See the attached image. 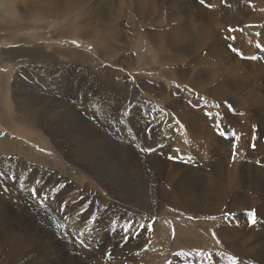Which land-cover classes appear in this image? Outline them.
Listing matches in <instances>:
<instances>
[{"label": "rangeland", "instance_id": "obj_1", "mask_svg": "<svg viewBox=\"0 0 264 264\" xmlns=\"http://www.w3.org/2000/svg\"><path fill=\"white\" fill-rule=\"evenodd\" d=\"M79 1L80 5L73 1L62 5L69 15L60 8L53 16L41 5L38 10L25 8L26 0H0V170L7 169L8 175L19 176L30 187L48 191L55 186L57 192L51 193L50 207L44 208L27 190L13 187L0 193L5 200L0 202V231L39 237L40 243L32 242L19 254L22 263L43 257L61 264H111L116 259L117 264H264V58L250 59L264 57L256 48L257 43L264 45V27H248L264 26V0H205L204 5L200 0H148L154 8L151 13L143 1L139 5L134 0ZM174 5L181 9L177 17L171 13ZM96 6V13L87 12ZM118 8L120 17L113 15ZM131 9L140 15H132ZM238 12L243 15L238 17ZM175 23L193 30L202 46L192 56L166 61L171 54L167 37L184 28ZM230 27L238 31L229 32ZM229 36L235 40L226 39ZM159 44L165 51L158 49ZM229 44L249 58L238 57ZM33 48L48 54L33 58L29 53ZM175 84L193 91L176 94ZM214 90L227 99L214 98ZM189 96L193 103L201 98L199 108L187 105ZM77 108L85 110L86 124L69 121L68 114ZM87 129L110 144L82 146L77 131L82 136ZM153 144L161 154L139 151ZM68 148L79 158L76 166L64 155ZM28 173L35 176L27 180ZM183 186L196 196L195 202L169 203ZM81 194L83 199L72 206L86 200L83 215L93 214L85 236L90 248L57 235L58 202ZM216 194L223 201H212ZM19 200L32 210L31 221L19 214ZM227 212L234 216L226 217ZM249 212L255 214V225ZM137 221L147 227L122 241L129 225ZM49 225L51 229H46ZM176 229L187 234H177ZM107 251L114 260L105 256ZM69 255L74 258L67 260ZM5 256L3 252L0 264ZM9 260L15 262L16 255Z\"/></svg>", "mask_w": 264, "mask_h": 264}, {"label": "bare ground", "instance_id": "obj_2", "mask_svg": "<svg viewBox=\"0 0 264 264\" xmlns=\"http://www.w3.org/2000/svg\"><path fill=\"white\" fill-rule=\"evenodd\" d=\"M12 1V0H11ZM69 1H73V2H76V4H79L80 5V1L79 0H26V3H25V8H27V9H32V10H38V9H41L40 7H42V6H44L45 8H46V10H47V12H48V14H49V12H51L50 14L51 15H55V13L60 9V8H62L63 10L65 9L64 7H62V5L63 4H67ZM94 1V0H93ZM101 1V0H100ZM135 2H136V4L137 5H139L140 4V2L141 1H143V2H145L146 4H147V1L148 0H134ZM175 1V0H174ZM2 2V1H1ZM82 2V1H81ZM96 2V1H95ZM98 2V1H97ZM187 2V1H186ZM89 3H90V6L92 7V6H94V5H92V3H91V1H89ZM156 3V2H155ZM69 4V3H68ZM72 3H70L69 4V6L71 5ZM84 4V3H83ZM107 4H109L108 3V1L106 2V5ZM154 4V3H153ZM39 5H41L40 7H39ZM155 5V4H154ZM177 5V4H176ZM68 6V5H67ZM72 6H74V5H72ZM85 6V5H84ZM114 6V4L112 3V4H110L109 5V8H112ZM152 5H151V3L150 4H147L146 5V8H147V10H148V13H151L152 12V9H154V8H152L151 7ZM188 6V5H187ZM186 6V7H187ZM190 6V5H189ZM1 7V6H0ZM6 7V6H5ZM4 7V8H5ZM76 7H78V6H76ZM185 7V6H184ZM14 8V7H13ZM80 8V7H79ZM62 9H60L61 11H62ZM67 9V8H66ZM69 9V8H68ZM71 9V8H70ZM97 9H98V6H96V8H87V12H94V13H96L97 12ZM190 9H192V8H190ZM5 10V9H4ZM8 10V9H7ZM44 10V9H43ZM59 10V11H60ZM76 10V9H75ZM74 10V11H75ZM78 10V9H77ZM76 10V11H77ZM81 10V9H80ZM89 10V11H88ZM117 11H118V13L117 12H115V11H113V15H115V16H118V17H120V16H122V13L120 12L121 10L118 8V9H116ZM187 10H189V8H187ZM17 11V10H16ZM70 10H68V12H69ZM122 11H124V10H122ZM2 12V11H1ZM63 13H65V12H67V11H62ZM61 12V13H62ZM71 12V11H70ZM79 12V11H78ZM86 12V11H85ZM131 12H132V15H138L139 14V12L137 11V10H132L131 9ZM11 13V12H10ZM13 13H14V11H13ZM61 13H59V14H61ZM71 13H73V11L71 12ZM70 13V14H71ZM80 13V12H79ZM156 13V12H155ZM171 13L173 14V16H175V17H177L180 13H181V9L179 8V6H173V8H172V10H171ZM4 14V13H3ZM44 14V13H43ZM47 14V13H46ZM66 14V13H65ZM83 14V13H82ZM86 14V13H85ZM182 14V13H181ZM229 14V13H228ZM231 14V13H230ZM45 15V14H44ZM66 15H69V13H67ZM110 15V14H109ZM140 15V14H139ZM236 15L238 16V17H241V15H243L241 12H238V13H236ZM13 16H14V14H13ZM65 16V15H64ZM111 16V15H110ZM131 16V15H130ZM130 16H129V18H130ZM148 16V15H147ZM182 17V16H181ZM181 17H179V18H181ZM185 17V16H184ZM189 17V16H188ZM190 17H191V15H190ZM193 17V16H192ZM191 17V18H192ZM98 18H100V14H98ZM134 18V17H133ZM141 18V17H140ZM151 18V17H150ZM163 18V17H162ZM229 18V17H228ZM234 18V17H233ZM232 17H231V19H233ZM108 19H109V17H108ZM168 19V18H167ZM175 19V18H174ZM226 19V18H225ZM224 19V20H225ZM99 20H101V19H99ZM131 20H133V19H131ZM172 20V19H171ZM170 20V21H171ZM228 20V19H227ZM102 21V20H101ZM135 22H136V20H134ZM158 21V20H157ZM176 21V20H175ZM217 21V20H216ZM226 21V20H225ZM236 21V20H235ZM103 22V21H102ZM132 22V21H131ZM142 22V24H145V23H143V21H141ZM162 22V21H161ZM164 22V21H163ZM181 22V21H180ZM72 23V22H71ZM70 23V24H71ZM129 23H130V21H129ZM138 23V22H137ZM189 23V21L187 22V24ZM233 23V22H232ZM162 24V23H161ZM171 24V23H170ZM169 24V25H170ZM176 24V23H175ZM216 24H218V23H216ZM231 24V23H230ZM74 25V24H73ZM173 25V24H172ZM193 25V24H192ZM195 25V24H194ZM69 26V25H68ZM136 26V25H135ZM162 26V25H161ZM164 26V25H163ZM162 26V27H163ZM168 26V25H167ZM185 26H186V24H185ZM176 27H184L183 26V24H176ZM136 28H137V26H136ZM149 28V27H148ZM151 28V27H150ZM155 28V27H154ZM157 28V27H156ZM159 28H161V27H159ZM164 28H166V27H164ZM186 27H184L183 29H181V31H179V32H181L180 34L179 33H170L169 34V36L167 37V42H168V50L169 51H171V54L170 55H168V56H165L164 58H165V60L166 61H174V60H180L181 58H183L184 59V57L188 54V55H190V56H192V55H194V52L196 51L195 50V48H197V47H200V46H202V44H200L199 43V41H198V38H197V36L196 35H193V34H191L192 33V31L193 30H188V29H185ZM188 28V27H187ZM189 28H191V27H189ZM193 28V27H192ZM195 28V27H194ZM75 29V28H74ZM73 29V30H74ZM147 29V28H146ZM158 29V28H157ZM174 29V28H173ZM176 30V29H175ZM196 30V29H195ZM217 30V29H216ZM134 31V30H133ZM146 31V30H145ZM166 31V34L169 32H167V29L165 30ZM163 32V31H162ZM194 32V31H193ZM197 32V31H196ZM89 32H87L86 34H88ZM128 33V32H127ZM139 33V32H138ZM148 33V32H147ZM146 33V34H147ZM155 33V32H154ZM66 34V33H65ZM140 34V33H139ZM149 34V33H148ZM85 35V34H84ZM117 35V34H116ZM69 36V35H68ZM75 36V35H74ZM83 36V35H82ZM87 36V35H86ZM147 36V35H146ZM100 38V37H99ZM89 39H90V37H89ZM148 39V38H147ZM154 41H155V38H152ZM186 39V40H185ZM160 40V39H159ZM185 41H187V42H185ZM189 41L191 42V43H193V44H189ZM194 41H195V43H194ZM166 42V43H167ZM155 43H156V41H155ZM196 45V46H195ZM204 45V44H203ZM163 46V45H162ZM158 49L160 48V49H162V51H165L162 47H161V44H159L158 46ZM166 47V48H167ZM34 49V48H33ZM148 49V48H147ZM25 52H27L26 50H24ZM23 51V52H24ZM24 52V53H25ZM135 52V51H134ZM30 53V55L31 56H33V58H42V57H45L46 56V54H48L47 52H45L43 49H41V48H35L33 51H30L29 52ZM75 53H81V52H75ZM149 53H152L151 51L149 52ZM163 53V52H162ZM165 53V52H164ZM168 53V52H167ZM8 55H9V53H7ZM83 54V53H82ZM155 54V53H154ZM166 54V53H165ZM21 55V54H20ZM26 55H27V53H26ZM30 55H29V57H30ZM78 55V54H77ZM145 55H147V54H145ZM156 55V54H155ZM162 55H164V54H162ZM79 56V55H78ZM77 56V57H78ZM83 56V55H82ZM142 57V56H141ZM160 57V56H159ZM158 57V58H159ZM73 58H75V57H73ZM81 58V57H80ZM88 58V57H87ZM145 58V57H144ZM140 59V58H139ZM142 59V58H141ZM146 59V58H145ZM162 59V58H161ZM28 60V59H27ZM30 60H32V59H30ZM51 60V59H50ZM79 60V59H78ZM88 60V59H87ZM163 60V59H162ZM202 60V59H201ZM36 61V60H35ZM49 61V60H48ZM239 61V60H238ZM237 61V62H238ZM38 62V61H37ZM36 62V63H37ZM83 62V61H82ZM174 62H176V61H174ZM173 62V63H174ZM181 62V61H180ZM188 62V61H187ZM240 62H242V61H240ZM32 63H33V61H32ZM76 63V62H75ZM216 63V62H215ZM159 64V63H158ZM179 64V63H178ZM181 64V63H180ZM185 64V63H184ZM72 65V64H71ZM168 65V64H167ZM243 65V64H242ZM34 66V65H33ZM130 66V65H129ZM170 66V65H169ZM206 66V65H205ZM210 66V65H209ZM245 66V65H244ZM131 67V66H130ZM232 67V66H231ZM160 68V67H159ZM162 68V67H161ZM165 68V67H164ZM222 68V67H221ZM163 71V70H162ZM204 71V70H203ZM231 71V70H230ZM234 71V70H233ZM160 72V71H159ZM165 72V71H164ZM163 72V73H164ZM4 74V73H3ZM261 74V73H260ZM5 76H6V74H4ZM161 75V74H160ZM164 75V74H163ZM198 76V75H197ZM200 76V75H199ZM6 79L5 80H7V77H5ZM189 78V77H188ZM187 78V79H188ZM186 79V80H187ZM209 79V78H208ZM189 80V79H188ZM206 81V80H205ZM208 81V80H207ZM196 82V81H195ZM204 82V81H203ZM188 83V82H187ZM158 84V83H157ZM192 84V83H191ZM199 84V83H198ZM3 85V84H2ZM186 85V84H185ZM236 85V84H235ZM238 85H239V83H238ZM190 86V85H189ZM193 88H195V85H191ZM199 86H200V84H199ZM1 87V86H0ZM6 87V86H5ZM138 87V86H137ZM143 87H144V85H143ZM146 87V86H145ZM238 87V86H237ZM11 88V87H10ZM197 88H199V87H197ZM5 89V88H4ZM150 89V88H149ZM201 89V88H200ZM115 90V89H114ZM3 91V90H2ZM118 91V90H117ZM134 91H135V89H134ZM132 92V91H131ZM237 92V91H236ZM131 94V93H130ZM34 95V94H33ZM212 95H213V97L214 98H216V99H218V100H220V99H227V96L223 93V94H221V93H218L217 92V90H214L213 92H212ZM216 96H218V97H216ZM161 98H163V97H160V100H161ZM131 99V98H130ZM169 100V99H168ZM49 101V100H48ZM163 101H165V100H163ZM162 101V102H163ZM47 102V101H46ZM137 102H139V101H137ZM168 101H166V103H167ZM168 103H170V102H168ZM32 104H33V101H32ZM38 104V103H37ZM43 104V103H42ZM175 104V103H174ZM53 105V104H52ZM167 105V104H166ZM175 105H177V104H175ZM170 106V105H169ZM168 106V107H169ZM181 106V105H180ZM142 108V107H141ZM181 108V107H180ZM183 108V107H182ZM65 109V108H64ZM47 110V109H46ZM66 110V109H65ZM178 110V109H177ZM176 110V111H177ZM62 111H63V109H62ZM187 111H189V110H187L186 109V112ZM191 111V110H190ZM189 111V112H190ZM59 112V111H58ZM74 112V111H73ZM72 112V113H73ZM182 112H184V111H182ZM184 113V115L185 114H187V113ZM191 113V112H190ZM163 114V113H162ZM166 114V113H165ZM192 115V114H191ZM25 116V115H24ZM52 116H53V114H52ZM51 117V116H50ZM66 117V116H65ZM183 117H186V116H183ZM43 118V117H42ZM54 118V117H53ZM67 118V117H66ZM134 118V117H133ZM189 119H190V117H188ZM192 118V117H191ZM194 118V117H193ZM196 118V117H195ZM194 118V119H195ZM25 119V118H24ZM61 119V118H60ZM185 119V118H184ZM201 119V118H200ZM22 120V119H21ZM36 120V119H35ZM38 120V119H37ZM40 120V119H39ZM59 120V119H58ZM68 120V119H67ZM74 120V119H73ZM186 120V119H185ZM57 121V120H56ZM66 121V120H65ZM69 121H71L70 119H69ZM191 121H192V119H191ZM200 121V120H199ZM46 122V121H45ZM33 123V122H32ZM41 123V122H40ZM57 123V122H56ZM72 123V122H71ZM75 123V122H74ZM252 124V123H251ZM75 125V124H74ZM52 127V126H51ZM69 127H72V126H69ZM79 128H81V126L79 127ZM90 129V128H89ZM89 129H87L88 131H85V132H87L88 134L87 135H84V133L85 132H83V135L81 136V135H79V132L77 131V134H78V136H79V138H80V142H81V144H82V146H85V147H90V146H92V145H94V146H96V147H104L105 146V144L107 143V144H110V141L108 140V139H106V138H100V137H98V136H94L95 135V133L94 132H92L91 130H89ZM51 130V129H50ZM69 130V129H68ZM79 130V129H78ZM186 131V130H185ZM211 131V130H210ZM76 133V132H75ZM104 135V134H103ZM231 135V134H230ZM109 137V136H108ZM72 138V137H71ZM111 140V139H110ZM185 140V139H184ZM69 141V140H68ZM74 141V140H73ZM112 141V140H111ZM170 141H172V140H170ZM208 141V140H207ZM169 142V141H168ZM220 142V141H219ZM112 143V142H111ZM170 143V142H169ZM63 144V143H62ZM106 144V145H107ZM73 145V144H72ZM171 145H173V143L171 142ZM226 145V144H225ZM169 147V146H168ZM219 147V146H218ZM217 147V148H218ZM77 149V148H76ZM78 149H81V148H78ZM221 149H223V148H221ZM73 150V149H72ZM120 150H121V148H120ZM217 152V151H216ZM218 153V152H217ZM83 155V154H82ZM91 155H92V153H91ZM131 156V155H130ZM215 156H217V155H213L212 157H215ZM221 157V156H220ZM128 157H125V159H127ZM219 158V157H218ZM86 160V159H85ZM130 161H133L134 163H136L137 162V158L133 155V156H131V158L129 159ZM142 161V160H141ZM1 162V161H0ZM143 162V161H142ZM17 163V162H16ZM24 164V163H23ZM140 164V163H139ZM222 164V163H221ZM136 165V164H135ZM76 166V165H75ZM131 166V165H130ZM139 166V165H138ZM153 166V165H152ZM168 166V165H167ZM171 166V165H170ZM16 167V166H15ZM39 168V167H38ZM80 168V167H79ZM89 169V168H88ZM138 169V168H137ZM142 169V168H141ZM150 169V168H149ZM4 171H1L0 170V172H4V173H6V170L7 169H3ZM155 170V169H154ZM163 170V169H162ZM129 171H130V169H129ZM132 171V170H131ZM152 171V170H151ZM11 172V171H10ZM253 172V171H252ZM139 173V172H138ZM23 175V174H22ZM33 176H35L34 174L33 175H31L30 173H28V174H26V176H25V179H29V178H33ZM149 176V175H148ZM23 177H24V175H23ZM22 177V178H23ZM49 177V176H48ZM151 177V176H150ZM158 177V176H157ZM164 177V176H163ZM18 178H19V180L21 179L19 176H18ZM42 178V177H41ZM214 178V177H213ZM24 179V178H23ZM139 179H140V177H139ZM138 179V180H139ZM43 180H47V179H44L43 178ZM104 180V179H103ZM141 180H142V178H141ZM169 180H171V179H169ZM143 181V180H142ZM191 181V180H190ZM196 181V180H195ZM44 182H46V181H44ZM63 182V181H62ZM21 183H23V181L21 182ZM47 183V182H46ZM70 183V182H69ZM134 183V182H133ZM199 183H201V182H199ZM198 183V184H199ZM206 183V182H205ZM202 184V183H201ZM216 184H218V183H216ZM223 184V183H222ZM225 184V183H224ZM230 184V183H229ZM49 185V184H48ZM135 185V184H134ZM155 185V184H154ZM164 185V184H163ZM172 185V184H171ZM159 186V185H158ZM166 186V185H165ZM206 186V185H205ZM239 186V185H238ZM60 187V186H59ZM151 187V186H150ZM215 187H217V186H215ZM228 187V186H227ZM237 187V186H236ZM47 188V187H46ZM169 188V187H168ZM167 188V189H168ZM193 188V187H192ZM201 188V187H200ZM206 188V187H205ZM219 188V187H218ZM217 188V189H218ZM224 188V187H223ZM58 189V188H57ZM131 189H132V187H131ZM158 189V188H157ZM170 189V188H169ZM188 188H186V187H184L183 186V190H178V192H177V196H176V198L174 197V198H169L168 199V202L169 203H171V204H176L177 206L178 205H180V204H191V203H193V202H195V195H193V194H191V193H189L188 191L189 190H187ZM194 189V188H193ZM211 189H212V187H211ZM217 189H215V190H217ZM220 189V188H219ZM232 189V188H231ZM11 190V189H10ZM47 190H49L48 188H47ZM72 190V189H71ZM170 191V190H169ZM208 191V190H207ZM229 191V190H228ZM188 192V193H187ZM226 192V191H225ZM8 193V192H7ZM55 193H57V192H52V194H55ZM210 193V192H209ZM220 193V192H219ZM227 193V192H226ZM63 194V193H62ZM71 194V193H70ZM212 194V193H211ZM215 194V193H214ZM18 195V194H17ZM115 195V194H114ZM162 195V194H161ZM176 195V194H175ZM240 196V195H239ZM148 197V196H147ZM147 197H146V199H147ZM56 198H58V195H56V197H54V198H52V200L53 199H56ZM152 198V197H151ZM155 198H156V196L155 195H153V200H152V202L154 203V204H156V200H155ZM158 198V197H157ZM161 198V197H160ZM12 200H13V198H11ZM21 199V198H20ZM150 199V198H149ZM250 199V198H249ZM132 200H134V199H132ZM211 200L212 201H214L215 202V200H216V202H218V201H223V197L221 196V195H213V196H211ZM234 200V199H233ZM248 200V199H247ZM5 202V200H3V199H0V202ZM146 201V200H145ZM19 203H18V207H19V214H21L22 215V217L23 218H25L26 219V221H28V220H32L31 218H32V214H31V212L30 211H32V210H30L29 211V209L25 206V204H22V200H19L18 201ZM134 202H136V201H134ZM130 204V203H129ZM137 204V203H136ZM139 204H140V201H139ZM138 204V205H139ZM143 204V203H142ZM206 204V203H205ZM27 205V204H26ZM133 205V204H132ZM141 205V204H140ZM144 205H146V203H144ZM143 205V206H144ZM244 206V205H243ZM248 206V205H247ZM144 207H147V206H144ZM159 207V206H158ZM85 208V207H84ZM154 208V207H153ZM180 208V207H179ZM192 208V207H191ZM194 208V207H193ZM198 208V207H197ZM252 208V207H251ZM150 209V208H149ZM183 209V208H182ZM17 210V209H16ZM156 210V209H155ZM188 211H190V210H188ZM17 212V211H16ZM10 213V212H9ZM16 216V215H15ZM41 217H42V215H40ZM17 218V217H16ZM54 219H55V216L53 215V221H54ZM2 220V219H1ZM5 220V219H4ZM18 220V219H17ZM152 220V219H151ZM14 221V220H13ZM37 221V220H36ZM40 221V220H39ZM1 223V222H0ZM9 223V222H8ZM19 223V222H18ZM27 223V222H26ZM35 223V222H34ZM7 224V223H6ZM32 224V223H31ZM21 225V224H20ZM31 226V225H30ZM34 226V225H33ZM47 226V225H46ZM166 226V225H165ZM165 226H164V228H162V229H165ZM32 227V226H31ZM34 227H36L37 228V226L35 225ZM159 227V226H158ZM161 228V227H160ZM21 229V228H20ZM38 230H39V228H37ZM46 229H51V226L49 225ZM54 229V228H53ZM37 230V231H38ZM167 230V229H166ZM7 231V230H6ZM5 230H2V231H0V258H1V254L4 252L5 253V258L3 259L4 260V263H6V264H27L28 263V261H24L23 263H22V261H21V259L19 258V254L21 253V252H23V251H25V249L27 248V246H29L32 242H36V243H40L39 242V237L37 236V233L36 234H29L27 237H24V236H22V235H19V234H17V233H13L12 231H10V232H6ZM35 231V230H34ZM43 231V230H42ZM164 231V230H163ZM160 232H161V229H160ZM165 232V231H164ZM163 233V232H162ZM176 233L177 234H180V235H184V234H187L186 233V230H184V229H176ZM164 234V233H163ZM191 234H193V233H191ZM45 235V234H44ZM54 237V236H53ZM143 237V236H142ZM218 237V236H217ZM204 238V237H203ZM207 238V237H206ZM128 239V238H127ZM202 239V238H201ZM208 239V238H207ZM204 240V239H203ZM112 241V240H111ZM138 241H141V240H138ZM143 241V240H142ZM163 242H165V241H163ZM138 243V242H137ZM166 243V242H165ZM262 243V242H261ZM121 244V243H120ZM158 244H160L159 243V241H158ZM164 244V243H163ZM64 245V244H63ZM139 245V244H138ZM162 245V244H161ZM166 245V244H165ZM159 246V245H158ZM163 246V245H162ZM161 246V247H162ZM57 247V246H56ZM231 247H232V245H231ZM257 247V246H256ZM163 248V247H162ZM165 248V247H164ZM234 248V247H233ZM236 248V247H235ZM252 248V247H251ZM124 249V248H123ZM249 249V248H248ZM128 250V249H127ZM258 250V249H257ZM262 250V249H261ZM106 251V250H105ZM159 251V250H158ZM162 251V250H161ZM160 251V252H161ZM236 251V250H235ZM255 251V250H254ZM263 251V250H262ZM43 252V251H42ZM125 252V251H124ZM133 252V251H132ZM122 253V252H121ZM245 253V252H244ZM250 253V252H249ZM16 255V257H17V260L15 261V262H11L10 260H9V256L10 255ZM227 254V253H226ZM42 255V254H41ZM49 255H50V253H49ZM92 256V255H91ZM210 256V255H209ZM258 256H260V254L258 255ZM262 256V255H261ZM123 257V256H122ZM231 257V256H230ZM66 258H67V260L69 259V258H74V257H72V256H66ZM120 258V257H119ZM214 258V257H213ZM219 258V257H218ZM222 258H224V257H222ZM232 258H234V256L232 257ZM102 259V258H101ZM111 259H113V258H111ZM115 259V258H114ZM113 259V260H114ZM227 259V258H226ZM230 259V258H229ZM228 259V260H229ZM117 260V259H116ZM116 260H114L115 262H113V263H111V264H114V263H116ZM119 260V259H118ZM78 261H80V260H78ZM123 261V260H122ZM211 261H212V259H211ZM216 261H217V259H216ZM215 261V262H216ZM220 261V260H219ZM222 261H223V259H222ZM246 261V260H245ZM108 262H110V260L108 261ZM112 262V261H111ZM117 262H121V260L120 261H117ZM240 262V261H239ZM3 263V264H4ZM96 263V262H95ZM124 263V262H123ZM214 263V262H213ZM217 263V262H216ZM216 263H214V264H216ZM243 263V262H242ZM32 264H61V261L60 260H47V259H45V258H43V257H33V259H32ZM83 264V263H82ZM117 264V263H116ZM245 264V263H244Z\"/></svg>", "mask_w": 264, "mask_h": 264}, {"label": "snow or ice", "instance_id": "obj_3", "mask_svg": "<svg viewBox=\"0 0 264 264\" xmlns=\"http://www.w3.org/2000/svg\"><path fill=\"white\" fill-rule=\"evenodd\" d=\"M200 3L202 5L205 4V0H200ZM207 7L211 8V4H207ZM248 27H264L261 25H248ZM229 32H236L238 29L235 27H230L228 29ZM257 36L260 35V33H256ZM226 39L235 40L234 36L226 37ZM230 51L236 53V55L242 59H248L249 57H245L244 53L241 52L238 48L233 47L231 44L227 46ZM256 48L260 50L261 53H264V45L257 43ZM264 57H258V56H252L250 59H260ZM135 83V81H133ZM150 83V82H149ZM174 88L176 89V94H179L184 91L192 92L193 90L189 88L187 85H184L183 88H181L180 84H175ZM184 99V98H182ZM185 102L187 105L193 109L199 108L201 98L197 97L196 103H193L192 98L189 96L186 98ZM205 104V107H207V101H203ZM219 107V105H217ZM231 109V106H229ZM85 110L77 108L75 109L74 113H69L68 118L74 119V121H83L84 124L87 123V121L83 120ZM209 116H211L210 113H208ZM213 120V123H215V118L211 117ZM96 120L95 114L93 113V121ZM79 126V124H78ZM177 126H179V121H177ZM154 131V130H153ZM146 138L149 135L148 130H145ZM88 133L85 132L84 135H87ZM223 135V133H221ZM162 147V145H161ZM140 152L151 155L153 152H157L158 154H161L160 148H158L155 144L150 146H141L139 149ZM64 155L67 158V161H70L72 164H77L79 158L73 154L72 149L68 148ZM86 159V158H84ZM168 159H175V157L169 156ZM55 167V164L52 165ZM81 166L83 164L81 163ZM34 183L38 184L39 181H34ZM60 181H57V184H59ZM15 188L17 191L21 190H27L29 197L32 200H35L37 203V206L40 208H44L45 206L50 207L48 204V201L51 199V193L55 191V186H53L50 190L45 191L43 188H37V187H30L27 182L21 183L15 175H8L7 173L0 172V193H4L9 191L11 188ZM83 194H81L79 197H67L64 200H60L57 204V208L55 211L61 214L60 216V222L57 224V228L61 229V231L57 234L59 239L64 240H70V242L73 245H79L82 248H90L91 245L88 244L86 236V230H87V224L89 220L92 219L93 214L89 213L87 217L83 215V207L84 203H87L85 200L84 203H80L78 206L73 207L72 205L76 204L77 200H82ZM226 217L232 218L234 216V213L227 212L225 213ZM247 215L251 218V224H256V218L255 214L252 212L247 213ZM210 219H215V217H209ZM147 227L145 225H140L137 221L135 224L129 225V230L127 233L121 236V240L124 242H127V238L129 236L135 238V236L139 235L138 229ZM213 238H216L215 232L212 233ZM217 243H219V239L216 240ZM122 246V245H121ZM105 256L108 259L112 258L111 251H107L105 253Z\"/></svg>", "mask_w": 264, "mask_h": 264}]
</instances>
